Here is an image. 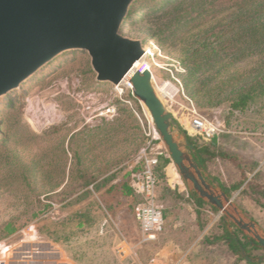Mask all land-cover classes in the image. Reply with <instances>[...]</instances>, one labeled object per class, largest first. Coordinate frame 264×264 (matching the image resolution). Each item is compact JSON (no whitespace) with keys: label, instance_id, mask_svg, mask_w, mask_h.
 <instances>
[{"label":"rangeland","instance_id":"1","mask_svg":"<svg viewBox=\"0 0 264 264\" xmlns=\"http://www.w3.org/2000/svg\"><path fill=\"white\" fill-rule=\"evenodd\" d=\"M155 3L159 8L153 7ZM147 7L138 15L147 9L148 14L128 19L120 32L141 40L143 48L150 50L148 61L154 87L164 82L174 87L171 96L156 90L178 125V137L184 132L204 142L211 139L186 129L194 114L218 127L217 144L237 160L216 158L204 169L206 176L218 186V181L229 186L244 179L240 188L228 196L246 218L264 230V197L253 194L258 199L255 200L248 192L252 182L264 187V104L227 117L231 93L264 74V54L258 50L250 55L237 54L190 76L195 63L201 62L188 55L204 46L210 50L224 45L236 33L235 26L224 18L216 35L200 39V30L190 28L188 32V28L170 24L171 15L165 12L171 4L166 6V0ZM217 16L221 19L226 14ZM213 23L205 18L199 26L209 28ZM196 56L193 54V58ZM263 100L264 96L260 102ZM112 108L114 113L108 111ZM135 112L144 120L145 111L131 95V89L125 84L115 87L97 81L88 54L79 50L63 52L0 98V245L9 249L3 257L6 261L19 243L27 242L20 230L31 223L35 224L36 240L50 238L51 233L69 234L70 238L62 241L64 250L73 256H84V261L87 256L92 260L90 254L97 252L98 238L104 236L110 238L112 246L115 243L116 254L119 251L127 255H117L105 264H146L172 241L182 240L185 246L198 241V236L223 216L218 210L213 213L206 209L208 223L204 230L199 229L192 202L160 196L166 215L163 228L155 240L142 241L133 222L132 206L129 207L132 198L122 189L123 183L130 184V173L139 170L140 151L146 140ZM172 171L174 178L170 177L173 180L169 187L188 197L190 190L175 166ZM110 175L107 185L98 191L92 190V184L83 186L90 176L96 182ZM111 184L115 188L108 193L105 189ZM163 185L159 182V195ZM244 188L246 193L241 192ZM86 189L91 190L89 194ZM109 205L115 212L110 217ZM33 213L37 215L32 217ZM174 214L184 220L183 227L174 229L168 224ZM80 222H84V229L78 225ZM9 223L16 228L12 233L7 230ZM109 226L115 231H110ZM194 251L197 257L192 260L201 264H244L227 250L225 243L209 247L199 240ZM253 254L262 256L264 252L254 250Z\"/></svg>","mask_w":264,"mask_h":264},{"label":"water","instance_id":"2","mask_svg":"<svg viewBox=\"0 0 264 264\" xmlns=\"http://www.w3.org/2000/svg\"><path fill=\"white\" fill-rule=\"evenodd\" d=\"M133 1L0 0V97L19 88L63 52L74 50L88 54L97 81L119 84L144 53L141 40L120 32ZM128 85L131 95L148 111L188 190L264 251V230L206 176L186 133L178 137V125L154 88L152 72L135 70ZM239 254L246 262H264V255L249 256L241 245Z\"/></svg>","mask_w":264,"mask_h":264},{"label":"trees","instance_id":"3","mask_svg":"<svg viewBox=\"0 0 264 264\" xmlns=\"http://www.w3.org/2000/svg\"><path fill=\"white\" fill-rule=\"evenodd\" d=\"M158 0H134L131 4L128 14L125 17L121 28L124 27V24L128 19L134 18H143L150 10H145L143 14H139L140 10L148 8L149 4L157 2ZM170 1V2H169ZM171 4V7L166 8V14H170V24L173 26H178L182 28H188L186 30L196 29L198 34H202L200 39H207L209 36H214L219 31V26L223 23L224 18L226 21H229V25H234L236 28V33L228 37L223 44L218 45L217 47H212L210 50H207V46L201 49H195L188 58H192L194 61L198 60L201 63H195L194 67L190 70V76L195 75L197 70H206L208 66L214 67L216 64L221 63V61L228 57H235L237 54L239 56L250 55L257 50L260 54H264V0H166V6ZM157 3L153 5L154 8L157 7ZM153 8V9H154ZM167 9H169L167 11ZM226 14L223 18L219 19L217 15ZM214 20L212 26L209 28H204L201 25L203 19ZM200 21V23H198ZM190 30V31H191ZM191 33V32H190ZM226 42V43H225ZM203 53V55L201 54ZM193 54H198L196 58H193ZM201 54V55H199ZM264 96V74H261L260 77L255 78L253 81H250L247 85L240 87L234 90L231 95L227 98V117L233 115L244 113L245 111H252L256 109L260 104H264V100L260 102V98ZM260 97V98H259ZM218 135H214L208 142L201 141L198 137L189 136L187 138L189 142L194 146L195 149V158L196 161L206 169L208 164L211 161H214L216 158L222 160H232L236 162L237 158L234 154L228 153L222 149L217 144ZM169 162V158L160 157L155 168V173L157 177V196L158 200L161 197L170 195L174 198H180L187 202H192L193 212L195 213V221L199 229H204L207 225V214L206 209H210L213 213L217 212V209L208 205L205 201L196 197L195 193L191 191L188 197H184L183 194L179 193L176 190H171L165 185L164 179V166ZM141 161L137 169L141 168ZM237 166H239L237 164ZM129 173H127V178ZM112 175L107 176L99 181L94 179L95 177H88L84 182L83 186L92 184V190L98 191L101 187L106 186ZM214 181H218L217 178H214ZM244 179L232 183L229 186L224 185L222 182L218 181L219 186L224 190L227 195L231 194V191L239 189ZM127 182V181H126ZM159 182L164 184L162 188L161 195L158 194V185ZM248 192L250 194L259 195L264 197V187L259 188L255 183L248 184ZM115 188V185H109L105 191L111 192ZM123 193L129 195L132 198V203L129 207L132 206L138 201L137 196L133 193L132 188L127 183L122 185ZM90 189H86L87 194L90 193ZM241 192L246 193L247 189H242ZM255 200H258L255 197ZM45 207V206H44ZM37 213H33L32 217H35ZM166 218L165 213H163V219ZM78 225H81L80 223ZM16 228L11 227L9 223L7 225L8 233L14 232ZM70 235L67 233H61L53 235L51 233V239L54 242L62 243L64 240L69 239ZM64 239V240H63ZM201 243L209 246L215 247L219 243H225L227 250L237 255V261H244L239 254V245H241L245 252L249 256H255L253 254L254 250H263L256 247L255 244H251L250 239L244 235L240 230L237 229L230 221H225L223 216H221L204 234L202 237ZM63 244V243H62ZM245 264H260V263H251L244 261Z\"/></svg>","mask_w":264,"mask_h":264},{"label":"built area","instance_id":"4","mask_svg":"<svg viewBox=\"0 0 264 264\" xmlns=\"http://www.w3.org/2000/svg\"><path fill=\"white\" fill-rule=\"evenodd\" d=\"M151 55L150 50L144 48V53L135 70L140 73L150 70L148 58ZM108 111L114 113L115 109H108ZM136 115L139 118L146 140L140 151L141 168L130 173L129 185L138 198V201L133 205L132 213L140 230L142 241H152L157 238L163 228V206L157 196L158 180L155 168L160 157H167L171 165L173 163L150 117L145 114L144 120H142L137 113ZM188 125L189 129L187 127L186 129L189 132L191 131L206 140L212 138L219 130L215 123L196 114L188 120ZM20 232L22 239L24 238L26 241H34L37 238L34 223L27 225ZM8 251L7 246L4 244L0 245V255L2 258L0 259V264H7L6 259L3 257L6 256Z\"/></svg>","mask_w":264,"mask_h":264},{"label":"crops","instance_id":"5","mask_svg":"<svg viewBox=\"0 0 264 264\" xmlns=\"http://www.w3.org/2000/svg\"><path fill=\"white\" fill-rule=\"evenodd\" d=\"M173 166L174 164L171 165V163L167 162V164L164 166V169H163L164 179L168 181V185L166 184L168 187H169V183L173 180L170 177L174 178V174L172 171ZM170 187H171V183H170ZM170 187L169 189H171ZM171 190H175V189H171ZM176 191H178L179 193L182 192L181 190H176ZM107 207H110V205ZM104 208L107 210L106 207ZM110 208L111 210L108 212L110 214V215L108 214L109 217L111 216V214L113 215L112 207ZM131 215L134 220L133 222L136 223L133 217V213ZM183 221L184 220L182 218H180L179 216L177 217L174 214V217L172 218L171 223H168V224L174 227V229L175 228L178 229L180 227H183ZM80 224H81V227H83V229L86 227L84 226V222L82 223L80 222ZM103 224L104 223H102L101 226ZM109 228H110V231L111 230H113V232L115 231L114 229H112L111 226H109ZM205 233L202 232V235L198 236V241L193 240L191 244L187 246L184 245V241L182 240H179L177 242L176 241L170 242L169 244L164 246L163 249L158 251L154 257L149 259L146 264H201V263H198L197 261L195 262L194 260H192L193 259L192 257L193 256H195L194 258L197 257L196 251H194V246H196L199 240L200 241L202 240V237L204 236ZM98 239L100 240V244H99V248L96 250L97 252L90 254V256L92 257V260H89V256H87L88 260L86 259L84 261L83 260L85 259L83 258L84 256L80 257L79 255L73 256L69 254L66 250H64L63 248L64 245L61 242L60 244H58L57 242H54L49 237H45L43 240L38 239L34 241H27L24 243L23 242L19 243V246L16 248V250L10 254V257L12 256V264H22V260H26L23 258L24 256H26V254L31 256L30 258L32 262L31 264H102V263L105 264L104 261L110 260L112 258L116 259L117 255L120 258L127 256L126 254L124 253L122 254L119 251L116 254V251L114 250V248H116L114 246L115 243L112 246L110 244V238L107 239L106 237L101 236ZM202 245L204 244L202 243ZM26 252H29V253H26Z\"/></svg>","mask_w":264,"mask_h":264},{"label":"bare ground","instance_id":"6","mask_svg":"<svg viewBox=\"0 0 264 264\" xmlns=\"http://www.w3.org/2000/svg\"><path fill=\"white\" fill-rule=\"evenodd\" d=\"M139 62H140V59L134 62L132 68L127 72V74H126V75L124 76V78L119 82V84H116V85H115V87H119V86H121L122 84H125L126 86L129 87V85H128V81H129L130 77L132 76L133 72L135 71L136 67L139 65ZM23 83H24V82H23ZM23 83H22V84H23ZM154 88H155V90L158 89L159 91H161L163 96H166V95L171 96V94H172L173 91L175 90L174 87H173L170 83H168V82H164V83H162L160 86H157V87H154ZM156 92H157V90H156ZM157 94H158V93H157ZM158 95H160V94H158ZM4 96H5V95H4ZM4 96H1V97H4ZM1 97H0V98H1ZM144 111H145V114L149 117V113H148V111H147L146 109H145ZM150 119H151V118H150ZM32 249H33V248H32ZM10 253H11V252H10ZM26 253H29V252H26ZM23 258L26 259V260H22V264H31V263H32V262H31V259H30L31 256H29L28 254H26V256H24ZM7 264H12V256H11V257L9 256V259H8V261H7Z\"/></svg>","mask_w":264,"mask_h":264}]
</instances>
